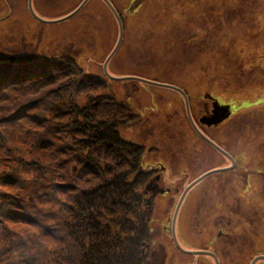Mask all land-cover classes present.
Listing matches in <instances>:
<instances>
[{
  "label": "trees",
  "instance_id": "1",
  "mask_svg": "<svg viewBox=\"0 0 264 264\" xmlns=\"http://www.w3.org/2000/svg\"><path fill=\"white\" fill-rule=\"evenodd\" d=\"M6 60L0 154L15 165L0 172V264H162L142 212L143 146L122 135L132 121L103 92L104 76L66 52L25 65ZM46 82L51 91L40 89ZM26 181L54 188L53 197Z\"/></svg>",
  "mask_w": 264,
  "mask_h": 264
},
{
  "label": "rangeland",
  "instance_id": "2",
  "mask_svg": "<svg viewBox=\"0 0 264 264\" xmlns=\"http://www.w3.org/2000/svg\"><path fill=\"white\" fill-rule=\"evenodd\" d=\"M83 1L32 0V7L39 18L52 22L71 14ZM120 2L121 5L117 7L119 10H116L126 16L133 25L130 29L132 36L128 37L125 50L117 52L109 62L108 71L113 77H133L143 80L114 81L104 73V62L119 38L117 36L119 25L116 15L109 12L103 0H89L78 14L58 23H43L39 18L32 16L28 8V0H0V58H7L14 55V52L25 50H29L34 56L36 45L46 51L44 56L41 52L38 53L34 57L36 60L47 58L57 52H67L72 55L78 66L104 76L107 88L103 92L111 87L119 98H125L121 89L126 90L131 95L128 96L127 103L130 105H132L130 101L136 103L133 109L126 106L129 109L125 110L130 116L129 121H134L133 116L137 114L138 108L142 113L153 118L146 123L143 122L142 125H152L159 129L155 138L151 139L148 138L147 132H141L139 135L136 128L124 129L126 134H122L124 138L141 144L144 154L150 147H167V150L182 149L186 146V139L192 148L200 142L193 129L186 128V106L184 101L178 102L181 99L180 95L172 89L147 81L166 85L189 83L195 85L194 88H197L199 83H205L206 88L200 90L201 94L212 92L214 96H220L234 111H238L244 103L251 105L240 111V114L246 115L240 117L237 124L238 139L244 138L246 144L248 120L260 119L249 115L248 112L256 109L260 111L255 113L264 116V102L254 105L264 99V69H261L264 68V0H142L136 12H133L137 8L135 2L140 3V0H120ZM235 6L247 8L249 6L252 9V11L249 9V26L234 27L232 23L226 21L223 9ZM204 18L209 19L205 25L202 23ZM93 24L99 30L104 28L106 34L104 42L100 38L96 42L99 48L97 54L88 48L90 28ZM135 29L137 32L134 31ZM182 32L186 34L184 37ZM210 33L211 37H206ZM148 35L150 38L147 37ZM140 36L142 37L139 38ZM147 45L153 47V57L142 55L140 46ZM48 48L50 49L47 50ZM178 56H184V60L179 61L176 58ZM237 61L243 62L245 67L237 68ZM251 64L256 68H250ZM232 66L235 67L233 70ZM217 76L220 79L216 80ZM227 83H232V86ZM50 87V83L46 82L40 89L51 91ZM262 118L264 120V117ZM138 128L141 129V125ZM145 161L152 165L164 162L160 158L145 159ZM6 164L15 165L4 152L0 154V172L7 170ZM225 165L226 163L219 162L207 165L204 169L209 172L224 169ZM209 168L211 170H207ZM183 171H186V168L174 173L172 176L174 181L171 182L172 187L179 186L180 193L186 187V173ZM197 176L198 172L192 177L191 182ZM226 177L227 174L221 172L204 178L192 188L186 205L195 195L193 193H197L205 185L219 178ZM26 185L31 190L37 188L52 197L54 195V188L50 186L31 185L28 182ZM60 196L65 198L63 195ZM178 201L179 194L175 200H170L168 214L160 221L153 219L151 215L152 242L156 246H163L165 250L166 261L163 259L165 262L162 264H211L207 256L186 255L175 246L171 225ZM50 204L44 203L43 207L50 208ZM181 216L182 214L180 220ZM9 226L15 225L9 223ZM16 226L25 227L23 224ZM199 228L200 225L197 229ZM191 235L189 227L185 235L183 228L181 229L176 223V237L183 249L194 250L204 245L196 239L193 240ZM44 240L53 244V240L47 235L44 236ZM18 254L13 253V258ZM39 263L40 261H35V264Z\"/></svg>",
  "mask_w": 264,
  "mask_h": 264
},
{
  "label": "flooded vegetation",
  "instance_id": "3",
  "mask_svg": "<svg viewBox=\"0 0 264 264\" xmlns=\"http://www.w3.org/2000/svg\"><path fill=\"white\" fill-rule=\"evenodd\" d=\"M108 1L115 9H118L121 5L120 0ZM135 3L137 8L133 12L138 11L142 0H140V3ZM249 9L252 11L249 6L248 8L246 6L224 8V17L234 27L249 26ZM108 10L113 15L109 6ZM118 10L116 11L122 22L123 38L117 52H122L126 48L128 37L132 36L130 29L133 25ZM208 21V18L202 19L204 25ZM117 23L119 25L118 19ZM104 30V28L99 30L94 24L90 28L88 48L94 54L99 51L96 45L97 40L100 38L104 42V36H106ZM134 31L137 32V29ZM119 34L120 30H118V37ZM185 35V32H182V36ZM211 35L210 33L206 37H211ZM147 37L150 38V35ZM36 47H38V50L40 49L38 45ZM140 51L142 55L146 54L151 57L154 55L152 53L153 47L150 45L140 46ZM45 52V50L42 51L43 56L46 54ZM62 53L57 52L49 57ZM176 58L179 61L184 60V56ZM236 66L237 68H243L245 64L237 61ZM234 68L232 66V70ZM250 68L256 67L251 64ZM91 74L98 73L91 72ZM215 79H220V77L217 76ZM227 85L232 86V83H227ZM171 86H174L175 88L171 89L180 95L181 99L178 98V102H185L186 128H192L200 142L194 148L189 146L188 139H186V146L182 149L147 148L141 166V172L144 174V179H146L144 189L141 192L143 196V214L145 212L146 215H152L153 219L156 218L157 221H160L168 214L170 200H175L178 194L180 200L185 189H188L194 181L206 173L205 166L224 162L226 163L224 166L225 172H222L226 173L227 177L219 178L213 183L205 185L197 193H193L195 195L187 205L186 200L195 185L186 191L178 212L177 224L181 229L183 228L185 235L189 227L192 239L204 244L202 247L197 248L208 254L204 256L209 258L211 264H253L254 261V264H264V120H262L264 116L255 113L260 110L252 109L248 112L249 115L251 114L260 119L248 120L247 143L245 144L244 138L238 139L237 124L240 117L246 115L244 113L240 114L242 110L251 105L244 103L238 111H234L231 105L225 103L220 96H214L212 92L201 94L200 90L206 88L205 83L197 84V88L189 83ZM121 91L125 98H119L116 92L110 89L112 97L117 99L119 103L134 108L135 102L130 101L132 106L126 101L129 98L128 96L131 95L124 89H121ZM198 95L199 98L196 99ZM263 102L264 99L257 101L254 105ZM186 103H188V106ZM133 117L135 119L131 124H128V127L136 128L139 135H141V132H147L148 138H155L159 129L152 125H142L148 120H153V118L145 115L138 108L137 114ZM140 125L141 129L138 128ZM172 133L176 135L175 132ZM157 158H160L166 164L157 162L152 165L147 164L145 161V159L156 160ZM185 168L186 171H183V173H186V187L180 193L179 186L177 188L171 186V182L174 181L172 176L182 169L185 170ZM201 170L204 171L199 173ZM207 170H211V168ZM197 172L198 176L191 182L192 177ZM199 225L200 228L197 229ZM160 250L162 259L157 258L156 260L165 262V250L163 247Z\"/></svg>",
  "mask_w": 264,
  "mask_h": 264
},
{
  "label": "water",
  "instance_id": "4",
  "mask_svg": "<svg viewBox=\"0 0 264 264\" xmlns=\"http://www.w3.org/2000/svg\"><path fill=\"white\" fill-rule=\"evenodd\" d=\"M89 0H84L80 6L75 10L73 11L71 14H69L68 16L62 18V19H59V20H56V21H46V20H43L41 18H39L36 13L34 12L33 10V7H32V0H29V10L31 12V14L37 18H39V20L43 23H58V22H63L67 19H70L71 17L75 16L77 13H79L81 11V9L85 6V4L88 2ZM111 8L112 10L115 12V10L113 9V7L111 6L110 2L108 0H104ZM116 14V17L118 19V22H119V26H120V36H119V39H118V43L117 45L115 46L114 50L112 51V53L110 54V56L107 58V60L105 61V64H104V73L110 78V79H114V80H118V81H121V80H131V79H138V78H133V77H123V78H114L112 76H110L109 72H108V63L109 61L111 60V58L113 57V55L116 53V51L118 50L121 42H122V37H123V28H122V22H121V19L119 17V15L115 12ZM10 61L14 64H18V63H27V62H30V59L29 58H10ZM140 80V79H139ZM149 82V81H147ZM149 83H154V82H149ZM156 85H161V86H164V87H169V88H175L173 86H170V85H164V84H159V83H154ZM187 106H188V103H186ZM229 169V168H228ZM226 169V170H228ZM222 171H225L224 169H220V170H214V171H211L205 175H203L200 179H198L195 183H193L190 187H192L193 185H195L197 182H199L200 180H202L203 178L211 175V174H214V173H217V172H222ZM189 189V188H188ZM188 189H185V191L183 192L182 196H181V199L179 200L178 204H177V207H176V210H175V213H174V216H173V219H172V227H171V231H172V238H173V241L176 245V247L184 252L185 254H188V255H208L206 254V252L204 251H188V250H185L183 249L178 240H177V237H176V221H177V216H178V212H179V209H180V206L182 204V201L186 195V191ZM147 221L150 222L151 221V218L150 217H147ZM255 263V261H254ZM253 263V264H254Z\"/></svg>",
  "mask_w": 264,
  "mask_h": 264
},
{
  "label": "bare ground",
  "instance_id": "5",
  "mask_svg": "<svg viewBox=\"0 0 264 264\" xmlns=\"http://www.w3.org/2000/svg\"><path fill=\"white\" fill-rule=\"evenodd\" d=\"M217 170H220V169H217ZM212 171H214V170H212ZM209 172H211V171H209ZM209 172H206L205 174H207V173H209ZM217 173H219V172H217ZM205 174H203V175H205ZM214 174H216V173H214ZM203 175H202V176H203ZM211 175H212V174H211ZM202 176H201V177H202ZM201 177H200V178H201ZM200 178H198V179H200ZM205 178H206V177H205ZM198 179H197V180H198ZM203 179H204V178H203ZM197 180H196V181H197ZM196 181H194L193 183H195ZM200 181H201V180H200ZM200 181H199V182H200ZM199 182H197V183H199ZM193 183H192V184H193ZM197 183H196V184H197ZM192 184H191V185H192ZM196 184H195V185H196ZM191 185H190V186H191ZM193 186H194V185H193ZM193 186H192V187H193ZM189 188H190V187H189Z\"/></svg>",
  "mask_w": 264,
  "mask_h": 264
}]
</instances>
